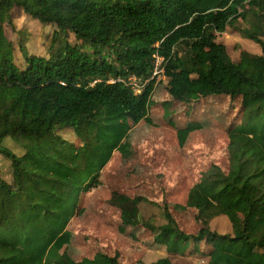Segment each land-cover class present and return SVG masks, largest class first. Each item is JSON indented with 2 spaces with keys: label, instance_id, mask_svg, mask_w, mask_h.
<instances>
[{
  "label": "trees",
  "instance_id": "16d2710c",
  "mask_svg": "<svg viewBox=\"0 0 264 264\" xmlns=\"http://www.w3.org/2000/svg\"><path fill=\"white\" fill-rule=\"evenodd\" d=\"M15 13L54 28L48 58L20 46L18 62L5 32ZM229 27L261 55L242 51L233 62L217 42ZM263 38L264 0H0V157L11 168L10 181L0 171V264H123L118 251L99 245L92 258L70 261L55 244L84 213L83 196L131 129L149 117L156 56L165 93L184 110L220 98L238 104L228 168L211 165L190 189L194 233L181 228L165 200L155 202L164 225L141 220L145 197L114 192L109 205L123 226L152 238L148 249L185 255L192 246L208 264H264ZM130 77L149 80L140 94L126 83ZM67 130L82 149L59 134ZM8 137L22 155L4 146ZM219 213L239 219L231 234L208 225ZM148 264L173 263L161 257Z\"/></svg>",
  "mask_w": 264,
  "mask_h": 264
},
{
  "label": "rangeland",
  "instance_id": "374dc122",
  "mask_svg": "<svg viewBox=\"0 0 264 264\" xmlns=\"http://www.w3.org/2000/svg\"><path fill=\"white\" fill-rule=\"evenodd\" d=\"M13 21V26L5 27V32L15 44L18 62H24L20 46L29 54L48 58L54 28L43 26L22 13H15ZM217 42L225 45L235 63L239 62L242 51L254 55L262 53L259 45L232 27L218 33ZM165 81V77L156 81L149 117L131 129L96 185L83 196L84 213L74 218L56 242V250L67 260L92 258L97 251L95 245H99L110 254L118 251L123 264H139V260L148 264L161 257H169L173 264H208L205 257L192 254V246L185 255H169L164 247L148 249L152 238L139 229L123 226L120 212L109 205L114 192L145 197L146 201L138 206L141 220L164 225L163 211L155 202L165 200L181 228L194 233L198 231L199 222L196 211L186 206L190 189L211 165L228 168V133L239 125L238 104L231 106L228 98H220L205 102L194 110H184L165 93ZM59 134L82 149L72 131ZM3 144L15 154H23L21 147L10 137ZM0 171L5 179L11 180L10 162L2 156ZM206 221L220 234H231L239 224L236 217L222 213L210 216Z\"/></svg>",
  "mask_w": 264,
  "mask_h": 264
},
{
  "label": "built area",
  "instance_id": "2783aa9c",
  "mask_svg": "<svg viewBox=\"0 0 264 264\" xmlns=\"http://www.w3.org/2000/svg\"><path fill=\"white\" fill-rule=\"evenodd\" d=\"M155 58V70L151 79L158 80L160 77H164V68L162 66L163 60L158 56H156ZM148 82L149 80L143 82L136 77H130L128 78L126 83L132 88L135 94H140Z\"/></svg>",
  "mask_w": 264,
  "mask_h": 264
}]
</instances>
